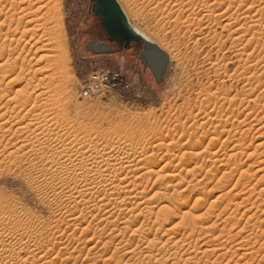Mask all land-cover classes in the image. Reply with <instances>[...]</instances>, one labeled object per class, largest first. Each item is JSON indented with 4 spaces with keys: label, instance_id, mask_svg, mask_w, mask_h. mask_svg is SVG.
<instances>
[{
    "label": "rangeland",
    "instance_id": "obj_1",
    "mask_svg": "<svg viewBox=\"0 0 264 264\" xmlns=\"http://www.w3.org/2000/svg\"><path fill=\"white\" fill-rule=\"evenodd\" d=\"M129 1L135 7L128 6L124 8L126 11L124 12L125 14L129 13L127 18L131 19L132 24L146 32L150 37L157 39L156 41L159 44L161 43L167 51L170 50L168 52L173 60L171 59L172 63L169 65L165 80L161 84H157L152 72L143 66L138 57L140 48L135 45L113 54H93L87 49L86 44L89 41L93 43L105 42L112 48H117V45L112 43L106 36L101 26L100 17L93 14V4L90 0H28L29 3H33H30L31 6L28 5L27 0H0V47L2 48L3 46L5 48V56L0 59V65L4 64L3 68H6L5 71L2 68L0 71H4L3 75H7L3 79L4 82L2 80V83H0V89L4 88L6 90V97L3 100L0 98V109L5 111L4 108H8L7 100L12 98L17 90L20 91L26 88V85L28 87L30 81L28 92L30 93L31 91L33 93L30 94L34 101L38 99L30 106V110L35 109L34 112H29V116H34L33 118L36 120L27 118L29 119L27 123L34 120V125L30 127L31 129L24 131L26 134L15 135L13 142H9L11 145L7 140L2 143L3 145H0V238H6L7 243L9 242V245L13 244L14 246L12 253L21 256L22 262L18 260L17 264L19 262V264H24L23 260L27 258L30 251V253H38L37 255L41 256L43 252L48 255V257L46 256L47 259L42 258L44 261L34 259L36 260L34 264H264V191L262 190L264 189V178L261 181L259 179H262L261 176L264 173H256L254 172L257 171L255 170L256 167H250L255 162H259L260 159H264V99H260L264 94V48L261 49L264 47V17H262L264 16V8H262L264 7V0H233L235 2H232L234 3L232 7L229 3L226 6V3L230 0H185L187 4L192 1L198 4L197 6L199 7L196 6L195 9L197 14L195 13L196 17H191L193 16V11L188 6L182 12L181 16L183 17L178 22L174 18L168 19L167 16L165 17L170 11V5H168V8L163 7L166 9V12H164L165 9L157 8L158 6L156 7L154 2L150 3V0H147L148 2L145 0ZM172 1L174 2L175 0ZM14 7L16 10L13 11ZM208 7H211L214 11L212 16L214 21L209 20V17L206 20V15H212L211 13L208 14ZM26 9L30 10L27 11ZM11 11L14 13H11ZM176 13L174 12V15ZM22 15L26 18H22ZM188 15L190 22L187 23V28L185 19ZM11 17L12 19H10ZM197 17L199 19L202 17L203 19L200 20L203 23ZM246 18H249L255 27ZM17 19L19 20L16 21ZM33 19L35 22H33ZM28 21L33 22V25L29 24L27 26L26 23ZM205 21H207V24ZM8 22L12 25H9ZM209 22L211 24L208 26ZM192 24L194 25L193 27ZM41 25L43 26L41 27ZM249 25L251 26L250 28L248 27ZM34 26L39 27V29L34 28ZM235 29L239 31H235ZM246 29L249 31H246ZM1 31L2 33L8 31L7 37L4 38L1 35ZM10 31L14 34L10 33L12 36L8 37ZM254 32L256 33L254 34ZM250 35H253V38ZM3 42L5 45H2L4 44ZM6 45L9 46L7 47ZM8 60H10L9 64L17 60V64L15 63V74L12 73L11 76H9L11 73H8L11 70L8 66ZM61 60L65 63L61 62V64ZM4 61L6 62L4 63ZM22 63H24L23 66ZM103 71L118 75L122 80V85L111 88L108 92H97L84 96V90L88 82L95 74ZM1 73L0 75L2 76ZM15 76H18L19 79H14V82L9 83L11 78ZM58 80L60 81L57 82ZM39 96L41 97L39 98ZM255 100L259 101L257 102L259 105L256 104ZM248 101L251 102L248 103ZM249 113L252 114L250 115ZM38 116L43 117L38 118ZM55 116L57 119L54 118ZM42 118L46 121L48 119V121L44 120V122ZM51 118L52 120H50ZM243 121L244 125L242 124ZM37 124L41 125L39 131L35 130ZM51 131L52 133L58 132V135L63 134V136L68 134L65 138H70V136L73 139L78 138L79 140L80 138L81 142L90 138V140H87L88 142L91 141L97 146L100 145L98 152H104V154L116 152L117 154H114L118 163L121 162L119 160L124 154L126 155L124 157H128V159L122 162H130L133 159L134 162H132L133 160L130 162L131 168L127 169L128 172L124 171L125 173H122L117 181L122 180L126 174L128 177L131 176L129 179L131 178L133 181L135 178V181L141 184V189L148 192V198L151 200L131 197L126 195L125 192L123 193V191H118L120 194L117 192L119 195L115 193L114 197L109 196L110 198H107L105 203L111 200V202H108L111 204L107 203V207L103 206L102 209L97 204H100L99 200L104 192L101 195L95 194L93 199L95 203L90 202L91 204L81 200L78 194V197L75 194L76 196L73 195L74 198L69 199L70 201L67 200L68 198L65 195L67 191L61 192L62 187L60 185L54 186L58 182L53 181L52 183V180L56 179L51 176L55 171H52V168L48 167L47 163H44V161L46 162V157L43 161V158H39L38 154L31 151V144L28 145V142H26L28 139H34L39 133H41L39 137L43 140L47 138L48 134H51ZM42 133L47 135L45 136ZM242 133L248 135L246 140L248 143L245 141V146L242 147L241 145L242 151L246 149L243 152L241 147L238 149L240 146L238 144L241 143L238 140ZM11 135L8 134L9 137L6 135V139L13 136ZM49 137L50 135L46 139V144L50 145L51 148L53 146V149L56 147L55 149L61 150L58 146L60 148L64 147L59 145L61 142ZM85 137L86 139L84 140L83 138ZM1 140L0 138V142ZM15 141L16 143H14ZM67 142L65 141L64 144H67ZM87 143L86 145H88ZM260 143L263 144L257 147ZM17 144L20 146L22 144L26 145L25 149L18 150L17 147L19 148L20 146ZM54 144L57 145L55 146ZM234 146L238 147L235 148ZM256 147L257 151H255ZM103 148L106 151H103ZM141 148L143 149L141 150ZM110 149L112 151H109ZM142 151H147L148 162L146 161V164L148 166H144L145 170L139 171L141 174L143 173V177H140L141 174L134 172V170L142 165L132 157L133 153ZM253 151H255V154L249 158L248 153ZM12 152L15 155H10ZM15 152L21 153L16 155ZM236 152L238 153L235 154ZM128 154H131V156L129 157ZM233 154L236 160L233 159ZM239 154L242 155L239 156ZM118 155H120L119 158ZM230 155L233 156L231 157ZM47 156L49 157L50 155L47 154ZM5 158L6 161H4ZM237 159H241V161ZM65 162L68 163L67 161ZM257 165L255 164V166ZM113 170L111 169V172ZM147 171H152V173L148 172L147 174ZM111 172L106 173V175H109H107L108 180L114 179ZM241 174L244 175L242 176ZM110 176L112 178H109ZM118 183L115 182V185ZM241 184L244 185L243 187L246 185V188H243ZM53 187L56 188L57 192ZM94 191L98 190L94 189ZM231 191L232 197H230ZM238 191L240 193L242 191L244 194H240ZM247 191L248 193L250 192L251 196L248 193L245 194ZM234 192L239 193L240 197L238 195L237 197L239 198L233 197ZM225 193H227V197H224ZM154 195L158 196L155 197ZM246 195L247 197L250 196L249 199ZM163 197L164 199H162ZM231 198H235L233 202ZM196 199L197 202L199 201L198 207L195 206ZM199 199H202V202ZM64 200L66 203H64ZM241 200L247 202L242 205ZM78 201L80 204H78ZM237 203L240 206L236 205ZM227 204L233 205L230 207ZM89 205H93V207L91 208ZM144 206L147 208H144ZM161 207H163L162 210H165L162 211ZM209 208L212 209L210 210ZM125 212L127 213L126 216L124 215ZM65 213L67 216L63 215ZM240 215L241 217H239ZM128 216L132 217V219ZM228 216L229 219L233 220H229ZM62 217L65 218L63 219ZM148 218L149 223L146 220ZM62 219L63 221H61ZM68 222L70 225H67ZM222 224L224 227H222ZM124 227L127 228L124 229ZM158 227L159 229H157ZM230 227L231 233L229 232ZM248 227L251 228L249 229ZM33 229H35V233L30 234ZM165 232L167 233L165 234ZM101 233L104 234L103 240H100L99 235ZM23 248L25 251L21 250ZM212 249L213 252L217 251L214 254L215 257L212 256ZM204 250H206V253H203ZM7 256L9 258V254ZM30 261L26 262V264H30ZM4 263L5 261H0V264Z\"/></svg>",
    "mask_w": 264,
    "mask_h": 264
},
{
    "label": "bare ground",
    "instance_id": "obj_2",
    "mask_svg": "<svg viewBox=\"0 0 264 264\" xmlns=\"http://www.w3.org/2000/svg\"><path fill=\"white\" fill-rule=\"evenodd\" d=\"M16 1V0H15ZM31 1V0H30ZM45 1V0H44ZM118 1V3L120 4V6H121V8H122V10H123V12L125 11L124 10V8H126V7H128V6H131V7H135L134 6V4H132L129 0H117ZM145 1H147V0H145ZM172 1V0H171ZM170 0H150V3L151 2H154L155 4H156V7L157 8H159V9H161V8H163V7H165V8H168L169 6L168 5H170L171 7H170V11L165 15V17L167 16V18L168 19H170V18H174L175 19V21H179L180 19H182V17L183 16H181L183 13L182 12H184L185 11V9L189 6L190 8L189 9H191V11H193L192 12V14H193V16H191V17H194L196 14H197V10H196V12H195V9H196V6L198 5V4H195L194 3V1H192V2H188V4H187V2L185 1V0H175L173 3L171 2ZM221 1V0H220ZM223 1H225V0H223ZM222 1V2H223ZM256 1V0H255ZM254 1V2H255ZM19 2H22V1H19ZM27 2H28V0H27ZM36 2H38V1H36ZM49 2V1H48ZM148 2V1H147ZM219 2V1H218ZM227 2V1H226ZM225 2V3H226ZM232 2H235V1H233V0H230V1H228L227 3H226V6H227V4L229 3V5L232 7V5L234 6V3H232ZM11 3H13V2H11ZM29 3V2H28ZM31 3V2H30ZM30 3L28 4V5H30ZM221 3V2H220ZM219 3V4H220ZM21 4V3H20ZM31 4H33V3H31ZM153 4V3H152ZM154 4V5H155ZM208 4V3H207ZM215 4H216V1H215ZM218 4V6H220ZM241 4H243V3H241ZM254 4H256V3H254ZM260 4H261V2H260ZM14 6H15V4H13ZM17 5H18V3H17ZM214 5V4H213ZM228 5V6H229ZM264 5V4H263ZM11 6V5H10ZM31 6V5H30ZM44 6H45V4H44ZM47 6V5H46ZM150 6H151V4H150ZM211 6V5H210ZM224 6V5H223ZM239 7H240V5H238ZM252 6H254L253 4H252ZM16 7V6H15ZM15 7L13 8V11L14 10H16L15 9ZM26 7V6H25ZM39 7V6H38ZM48 7V6H47ZM197 7H199V6H197ZM17 8V7H16ZM44 8V7H43ZM165 8H163V9H165ZM209 8V7H208ZM214 8V7H213ZM222 8V7H221ZM221 8H220V10H221ZM227 8V7H226ZM238 8V7H237ZM262 8H264V7H262ZM18 9V8H17ZM41 9V8H40ZM135 9V8H134ZM134 9H133V11H134ZM156 9V8H155ZM159 9H158V11H159ZM203 9H204V7H203ZM217 9H219V8H217ZM216 9V10H217ZM261 9V8H260ZM27 10V9H26ZM28 10H30V9H28ZM27 10V11H28ZM34 10V9H33ZM46 10V9H45ZM48 10H49V8H48ZM132 10V9H131ZM200 10V9H199ZM198 10V11H199ZM13 11H11V13H14ZM39 11V10H38ZM176 13V15H174V12ZM246 11H247V8H246ZM248 11H249V8H248ZM15 12H17V11H15ZM23 12V11H22ZM21 12V13H22ZM25 12V11H24ZM33 12V11H32ZM35 12V11H34ZM45 13H46V11H44ZM48 12V11H47ZM50 12V11H49ZM126 12V11H125ZM124 12V13H125ZM164 12H166V9H165V11ZM207 12H208V14H212V15H206L207 17V19L206 20H208V17H209V20H213V13H214V11L211 9V7L207 10ZM31 13V12H30ZM196 13V14H195ZM220 13V12H219ZM228 13V12H227ZM238 13V12H237ZM259 13H261V12H259ZM8 14V13H7ZM23 14V13H22ZM37 14V13H36ZM127 14H129L128 12H127ZM127 14H125L126 15V17H127ZM200 14V13H199ZM204 14V13H203ZM235 14V13H234ZM256 14V13H255ZM6 15V14H5ZM11 15V14H10ZM20 15V14H19ZM25 15V14H24ZM24 15H22V18H24ZM163 15H164V13H163ZM217 15V14H216ZM239 15V14H238ZM261 15H262V13H261ZM13 16V15H12ZM46 16V15H45ZM130 16L132 17V15L130 14ZM134 16V15H133ZM161 16V15H160ZM187 16V15H186ZM202 16V15H201ZM215 16V15H214ZM260 16V15H259ZM8 17H9V15H8ZM19 17V16H18ZM17 17V18H18ZM40 18H41V16H39ZM47 17V16H46ZM196 17V16H195ZM199 17V16H198ZM197 17V18H198ZM256 17V16H255ZM261 17V16H260ZM262 17H264V16H262ZM20 18V17H19ZM26 18V17H25ZM24 18V19H25ZM244 18V17H243ZM5 19V18H4ZM10 19H12V17L10 18ZM23 19V20H24ZM35 19V18H34ZM34 19H33V22H35L34 21ZM38 19V18H37ZM48 19V18H47ZM128 19V21H129V23L131 24V26L138 32V33H140V34H142L144 37H146L147 39H149V40H151V41H153L154 43H156V44H158L168 55H169V52L168 51H170V50H166V48H164V46L160 43L159 44V42H157L153 37H150L146 32H144V31H142V30H140V28L138 29L136 26H134L133 24H132V22H131V19H129V18H127ZM193 19V18H192ZM200 19H203L202 17L200 18ZM199 18H198V20H200ZM219 19V18H218ZM225 19V18H224ZM227 19V18H226ZM240 19V18H239ZM242 19V18H241ZM247 19V18H246ZM246 19H244V20H246ZM249 19V18H248ZM248 19H247V21H248ZM261 19V18H260ZM19 19H17L16 21H18ZM21 20V19H20ZM31 21H32V19H30ZM172 20V19H171ZM186 21H185V23H186V26H187V28H188V22H190V17H189V15H188V17L185 19ZM189 20V21H188ZM197 20V21H198ZM255 20V19H254ZM11 21V20H10ZM22 21V20H21ZM39 21V20H38ZM201 21V20H200ZM214 21V20H213ZM249 21H251L250 19H249ZM23 22V21H22ZM26 22V21H25ZM30 21H28L27 23H26V25L27 26H29V24L31 25L32 23L30 22ZM184 22V21H183ZM202 22V21H201ZM206 22V24H207V21H205ZM211 22V21H210ZM208 23V26H209V24H211V23ZM244 22H246V21H244ZM252 22V21H251ZM255 22V24H256V20L254 21ZM260 22H261V20H260ZM260 22H259V24H260ZM4 23V22H3ZM15 23V22H14ZM17 23V22H16ZM44 23V22H43ZM45 23H47V22H45ZM134 23V22H133ZM195 23V22H194ZM193 23V24H194ZM203 23V22H202ZM216 23V22H215ZM247 23V22H246ZM253 23V22H252ZM8 24H9V22H8ZM23 24V23H22ZM37 24V23H36ZM192 24V27L194 26ZM200 24V23H199ZM198 24V25H199ZM217 24V23H216ZM244 24V23H243ZM258 24V26L260 27V25ZM6 25V24H5ZM9 25H12L11 23L9 24ZM33 25V24H32ZM39 25V24H38ZM37 25V26H38ZM136 25V24H135ZM191 25V24H190ZM253 25H254V23H253ZM3 26V25H2ZM26 26V27H27ZM36 26V25H35ZM34 26V28H37V29H39V27H35ZM40 26V25H39ZM43 25H41V27H42ZM45 26V25H44ZM185 26V27H186ZM196 26V25H195ZM200 26V25H199ZM205 26H207V25H205ZM217 26V25H216ZM229 26V25H228ZM242 26V25H241ZM257 26V27H258ZM18 27H19V25H18ZM192 27H190V28H192ZM204 27V26H203ZM226 27H227V25H226ZM247 27V26H246ZM249 28L251 27L250 25L248 26ZM247 27V28H248ZM254 27H255V25H254ZM7 28V27H6ZM9 28H10V26H9ZM32 28V27H31ZM30 28V29H31ZM33 28V29H34ZM45 28V27H44ZM48 28V27H47ZM224 28V27H223ZM240 28V27H239ZM201 29V28H200ZM243 29H244V27H243ZM0 30H1V28H0ZM8 30V29H7ZM44 30V29H43ZM48 30V29H47ZM238 30V29H237ZM236 29H235V31H237ZM245 30V29H244ZM248 29H246V31H247ZM263 30V29H262ZM15 31V30H14ZM13 31V32H14ZM30 31V30H29ZM35 31H38V30H35ZM239 31V30H238ZM249 31V30H248ZM16 32V31H15ZM18 32V31H17ZM32 32H33V30H32ZM48 32V31H47ZM1 33H2V31H1ZM11 33V31L9 32V36L8 37H11L12 35L10 34ZM50 33V32H49ZM256 32H254V34H255ZM260 33V32H259ZM6 34H8V31H6V32H3L1 35L2 36H4V38L5 37H7V35ZM35 34V33H34ZM34 34H33V36H34ZM240 34V33H239ZM251 34V33H250ZM6 35V36H5ZM11 35V36H10ZM25 35V34H24ZM51 35V34H50ZM244 35V34H243ZM43 36V35H42ZM41 36V37H42ZM107 36V35H106ZM250 36H252V38H253V35H250ZM1 37V36H0ZM237 37V36H236ZM241 37V36H240ZM239 37V38H240ZM261 37V36H260ZM14 38V37H13ZM19 38V37H18ZM31 38H32V36H31ZM40 38V37H39ZM42 38H44V37H42ZM52 38V37H51ZM50 38V39H51ZM256 38V37H255ZM1 39V38H0ZM7 39V38H6ZM5 39V40H6ZM22 39V38H21ZM34 39V38H33ZM48 39V38H47ZM244 39V38H243ZM251 39V38H250ZM44 40V39H43ZM212 40V39H211ZM216 40V39H215ZM223 40V39H222ZM254 40V39H253ZM261 40V39H260ZM12 41V40H11ZM16 41V40H15ZM31 41V40H30ZM29 41V42H30ZM37 41V40H36ZM224 41V40H223ZM248 41H249V39H248ZM252 41V40H251ZM5 42V41H4ZM3 42V43H4ZM39 42V41H38ZM54 42V41H53ZM250 42V41H249ZM256 42V41H255ZM6 43V42H5ZM5 43L4 44H2V45H5ZM18 43V42H17ZM34 43V42H33ZM36 43V42H35ZM236 43V42H235ZM247 43V42H246ZM29 44V43H28ZM260 44V43H259ZM32 45H34V44H32ZM251 45V44H250ZM256 45V44H255ZM7 46V45H6ZM5 46V47H6ZM9 46V45H8ZM7 46V47H8ZM260 46V45H259ZM17 47V46H16ZM167 47V46H166ZM177 47V46H176ZM257 47V46H256ZM256 47H255V49H256ZM1 48V47H0ZM43 48V47H42ZM41 48V49H42ZM248 48H249V46H248ZM264 47H262L261 49H263ZM38 49V48H37ZM47 49V48H46ZM54 49V48H53ZM260 49V50H261ZM24 50V49H23ZM259 50V49H258ZM11 51V50H10ZM40 51V50H39ZM17 52V51H16ZM173 52V51H172ZM37 53V52H36ZM47 53V52H46ZM238 53V52H237ZM260 53V52H259ZM10 54V53H9ZM8 54V55H9ZM21 54H22V52H21ZM253 54V53H252ZM14 55V54H13ZM248 55V54H247ZM4 56H5V48H3V46H2V48L0 49V59L1 58H4ZM10 56H11V54H10ZM9 56V57H10ZM18 56V55H17ZM180 56V55H179ZM178 56V57H179ZM252 56V55H251ZM18 58V57H17ZM16 58V59H17ZM169 58H170V64L172 63V57L169 55ZM10 59V58H9ZM14 59H15V57H14ZM24 59H25V56H24ZM172 59V60H171ZM178 59V58H177ZM246 59V58H245ZM31 60V59H30ZM179 60V59H178ZM10 60H8V66H9V68L11 69L8 73H11L9 76H11L12 75V73H14L15 72V63L17 64V60H16V62L14 61V63H11V64H9L10 62H9ZM57 61H59V60H57ZM248 61V60H247ZM6 61H4V63H5ZM12 62V61H11ZM23 62V61H22ZM62 62V60L60 61V63ZM64 62V61H63ZM62 62V63H63ZM178 62V61H177ZM263 62V61H262ZM61 63V64H62ZM65 63V62H64ZM241 63V62H240ZM248 63H249V61H248ZM2 64V63H1ZM7 64V63H6ZM23 64L24 63H22V66H23ZM61 64H58L59 66L61 65ZM246 65V64H245ZM3 66H4V64L3 65H0V70H4L5 71V69L3 68ZM19 66H21V65H19ZM58 66V67H59ZM62 66V65H61ZM63 66H64V64H63ZM262 66V65H261ZM5 67H7V66H5ZM248 67V66H247ZM254 67H255V65H254ZM2 68V69H1ZM25 68V67H24ZM62 68V67H61ZM246 68V67H245ZM55 69V68H54ZM57 69H59V68H57ZM249 69V68H248ZM252 69V68H251ZM259 69V68H258ZM261 69V68H260ZM17 70V69H16ZM22 70V69H21ZM2 72V71H0V73L2 74V76L0 77V83H2V80L3 79H5L6 77H7V75L5 76V74L3 75V73H5V72ZM7 71V70H6ZM59 71V70H58ZM263 71H264V69H263ZM7 73V74H8ZM23 73L25 74V72L23 71ZM36 73V72H35ZM54 73V72H53ZM61 73V72H60ZM15 74V73H14ZM19 74V73H18ZM21 74H22V72H21ZM247 74V73H246ZM50 75V74H49ZM56 75V74H55ZM60 75H62V74H60ZM59 75V76H60ZM64 76H66L65 74H63ZM253 75V74H252ZM21 76V75H20ZM19 76V77H20ZM63 76V77H64ZM17 77V78H16ZM25 77V76H24ZM27 77H28V75H27ZM48 77H51V76H48ZM47 77V78H48ZM53 77H55L54 75H53ZM52 77V78H53ZM61 77V76H60ZM60 77H58V78H60ZM258 77V76H257ZM68 78V77H67ZM14 79H19L18 78V76H15V77H13V78H11V80L9 81V83L10 82H14L15 80ZM25 79V78H24ZM30 79V78H29ZM31 79H32V77H31ZM49 79V78H48ZM62 79V78H61ZM249 79V78H248ZM23 80V79H22ZM26 80V79H25ZM51 80H55V79H51ZM66 80V79H65ZM18 81V80H17ZM30 81V80H29ZM34 81V80H33ZM60 80H58L57 82H59ZM63 81V80H62ZM69 81V80H68ZM262 81V80H261ZM3 82H4V80H3ZM26 82H28V81H26ZM31 82V81H30ZM30 82H29V84H28V87H27V85H26V88H23V89H21L20 91H16L15 92V95H13L12 96V98H9L8 100H7V102H6V104H7V107L8 108H4V110L5 111H3V110H1L0 112H2L1 113V117H0V121H2L1 123H0V138L2 139L1 140V142H0V145L5 141V140H7V142L9 143V142H11L12 140H13V137L16 135L17 136V134H20V135H22V134H26V132L24 133V131H28V129L30 128V127H32V125H34L33 124V121L34 120H31V121H29L28 123H27V120H29L30 118H33L34 116H29V112H31V111H33L34 112V110L32 109V110H30L31 108H30V106L31 105H33L32 103L33 102H36L37 100H35L34 101V99H33V97H32V95L30 94V93H32L31 91H30V93L28 92V90L30 89ZM43 82V81H42ZM26 84V83H25ZM55 84V83H54ZM1 85V84H0ZM3 85V84H2ZM45 85V84H44ZM54 86V85H53ZM59 86V85H58ZM58 86H57V88H58ZM253 86H255V85H253ZM55 87V86H54ZM249 87V86H248ZM261 87V86H260ZM33 88H35V87H33ZM38 88V87H37ZM37 90V89H36ZM6 90L4 89V88H2V89H0V94H1V97L0 98H2V100H3V98H5L6 97V92H5ZM245 91H246V89H245ZM56 92V91H55ZM247 92V91H246ZM250 92V91H249ZM42 93V92H41ZM46 93V92H45ZM58 93V92H57ZM33 94V93H32ZM248 94V93H247ZM246 94V95H247ZM254 95V94H253ZM262 95V94H261ZM258 96V95H257ZM35 97V96H34ZM41 96H39V98H40ZM248 97V96H247ZM251 97V96H250ZM255 97V96H254ZM259 97H261V96H259ZM36 98V97H35ZM262 98L264 99V94H263V96L260 98L261 100H262ZM56 99V98H55ZM58 99V98H57ZM257 99H259V98H257ZM63 100H65V99H63ZM245 100V99H244ZM250 100V99H249ZM1 101V100H0ZM53 101V100H52ZM256 101V100H255ZM255 101H253L254 103H255ZM264 101V100H263ZM13 102V103H12ZM241 102V101H240ZM249 102H251V101H248V103ZM257 102H259V101H256V104H257ZM1 103V102H0ZM52 103V102H51ZM264 103V102H263ZM9 104H11V105H9ZM56 104V103H55ZM260 104H261V102H260ZM9 105V106H8ZM36 105V104H35ZM34 105V106H35ZM53 105V104H52ZM51 105V106H52ZM57 105H59V104H57ZM255 105V104H254ZM257 105H259V104H257ZM262 105V104H261ZM40 106V105H39ZM245 106V105H244ZM263 106H264V104H263ZM4 107H5V105H4ZM59 107H61V106H59ZM58 107V108H59ZM65 107V106H64ZM2 108H3V106H2ZM32 108H33V106H32ZM35 108V107H34ZM36 108H38V107H36ZM53 109V108H52ZM51 109V110H52ZM62 109V108H61ZM65 109V108H64ZM261 109H262V107H261ZM38 110V109H37ZM57 110V109H56ZM67 110V109H66ZM57 111H59V110H57ZM62 111V110H61ZM238 111V110H237ZM251 111H253L252 109H251ZM45 112V111H44ZM56 112V111H55ZM65 112V111H64ZM9 113H11L10 114V116H8V114ZM14 113V114H13ZM60 113V112H59ZM241 113V112H240ZM23 114V115H22ZM250 114V113H249ZM252 114V113H251ZM250 114V115H251ZM254 114H256V113H254ZM36 115V114H35ZM47 115V114H46ZM53 115V114H52ZM62 115H63V113H62ZM234 115V114H233ZM236 116V115H235ZM29 117V119H27ZM41 118V117H43V116H38V118ZM48 117V116H47ZM46 117V118H47ZM53 117V116H52ZM249 117V116H248ZM255 117V116H254ZM259 117V116H258ZM37 118V117H36ZM45 118V117H44ZM54 118H56V116L54 117ZM250 118V117H249ZM255 118H257V117H255ZM263 118V117H262ZM33 119H35V118H33ZM57 119V118H56ZM65 119V118H64ZM212 119V118H211ZM247 119V118H246ZM245 119V120H246ZM253 119V118H252ZM251 119V120H252ZM36 120V119H35ZM38 120V119H37ZM42 120L44 121L45 119H43L42 118ZM50 120H52V118L50 119ZM50 120H49V122H50ZM262 120V119H261ZM263 120H264V118H263ZM39 121H40V119H39ZM46 121V120H45ZM44 121V122H45ZM47 121H48V119H47ZM46 121V122H47ZM53 122V121H52ZM51 122V123H52ZM250 122V121H249ZM248 122V123H249ZM252 122V121H251ZM261 122V121H260ZM22 123V124H21ZM37 123V122H36ZM41 123V122H40ZM60 123V122H59ZM228 123V122H227ZM42 124V123H41ZM45 124V123H44ZM243 125H244V121H243V123H242ZM254 124V123H253ZM43 125V124H42ZM56 125V124H55ZM67 125V124H66ZM37 127L35 128V130H37V131H39V127L41 126H39L38 124L36 125ZM43 126H45V125H43ZM57 126V125H56ZM233 126V125H232ZM264 126V125H263ZM51 127V126H50ZM50 127H49V129H50ZM251 127V126H250ZM253 127V126H252ZM41 128V127H40ZM262 128V127H261ZM31 129V128H30ZM29 129V130H30ZM41 130H43V129H41ZM40 130V131H41ZM47 131H49L48 129H46ZM51 130V129H50ZM222 130H224V129H222ZM236 130V129H235ZM234 130V131H235ZM244 130V129H243ZM253 130V129H252ZM229 131V130H228ZM34 132V131H33ZM43 132V131H42ZM54 132V131H53ZM59 132H60V130H59ZM70 132V131H69ZM79 132V131H78ZM243 132V131H242ZM257 132V131H256ZM22 133V134H21ZM36 133V132H35ZM47 133V132H46ZM58 133V132H57ZM57 133H52V131H51V134H48V136L50 135V137H52V139L53 140H55V141H59V142H61V144H59V145H61V146H64L63 148L61 147H59L58 146V148L59 149H61V150H57V149H53V146H52V148H51V146L50 145H48V144H46L47 142H46V139H48V136H47V138H45V139H41V137H39V135H41V133H39L38 135H34L35 137H38V138H35L34 137V139L32 138V139H26L25 141L26 142H28V145L29 144H31L30 145V147L32 148V152H34V153H36V154H38L39 155V158H43V161H44V159H45V157H46V162L44 161V163H47V165H48V167H50V168H52V171H55V172H53L52 173V175L51 176H53V177H55L54 179L55 180H52V183H53V181H56V182H58L57 183V185H54V186H58V185H60L62 188V190H61V192L62 191H67V194H65L66 195V197L68 198L67 200H69V199H72V198H74V196L73 195H79V198L81 199V200H83L84 202H92V203H95V202H93V199H94V196H95V194H99V195H101L102 194V192H104L103 193V196H101V199L99 200V202H100V204H97V206H99V208L101 207V209H102V207L103 206H106V205H108V204H111V203H108V202H111V200H109L108 202H106L105 203V201L107 200V198L109 199L110 197L109 196H111V197H114V195H116L117 194V192L118 191H123V193L125 192L126 193V195H129V196H134V197H137L138 199H145V198H147V200L149 199L148 198V192L146 191V190H144V189H141V187H140V183L138 182L137 183V181H135L136 179L134 178V181L131 179H129V177H131V176H127V174H126V176H122L121 178H122V180H120V181H117V179L122 175V173H125V172H128L127 171V169L129 168H131V166L132 165H130V162L133 160H131L130 162H125V161H127V159H128V157H124V156H126L125 154H124V156L122 157L121 156V160H119V161H121V162H119V163H121V164H119L118 163V161H117V157H116V155L114 154V153H116V152H112V153H109V152H107V153H105L104 154V152H98L99 150V146H97L95 143L93 144L91 141L90 142H88L87 140H90V138L89 139H86V137L85 138H83L84 140L86 139V141H80V138H79V140H78V138L77 139H73V138H71V136H70V138L72 139H70L69 137L68 138H65V137H67L68 136V134H67V136H63V134L62 135H58ZM229 133H230V131H229ZM246 133V132H245ZM8 134H12L11 136L12 137H10V138H8L9 136H8ZM42 134H44L45 135V133H42ZM70 134V133H69ZM236 134H238V133H236ZM240 134V133H239ZM6 135L8 136L7 138L8 139H6ZM47 135V134H46ZM45 135V136H46ZM66 135V134H65ZM262 135H263V133H262ZM19 136V135H18ZM72 136H74V135H72ZM49 137V138H50ZM76 137V136H75ZM74 137V138H75ZM235 137V136H234ZM262 137V136H261ZM17 138V137H16ZM233 138V137H232ZM247 138H248V135L247 134H244V133H242L241 135H240V141L238 140V142H241L240 144H238V145H240L239 147H238V149L241 147V145H242V147L243 146H245V141L247 140ZM254 138V137H253ZM257 138V137H256ZM258 138H260V137H258ZM82 139V140H83ZM236 139V138H235ZM262 139V138H261ZM17 140H18V138H17ZM52 140V141H53ZM230 140H231V138H230ZM23 141H24V139H23ZM49 141V140H48ZM65 141L67 142V144H64L65 143ZM216 141V140H215ZM235 141V140H234ZM259 141V140H258ZM13 142V141H12ZM21 142H22V139H21ZM88 142V143H87ZM223 142V141H222ZM237 142V141H236ZM247 142V141H246ZM14 143H16V141L14 142ZM18 143V142H17ZM50 143V142H49ZM86 143L88 144V145H86ZM212 143V142H211ZM248 143V142H247ZM7 144V143H6ZM10 144V143H9ZM21 144V143H20ZM63 144V145H62ZM107 144V143H106ZM237 144V143H236ZM244 144V145H243ZM263 144V143H262ZM261 143L260 144H258L257 145V147L259 146H261L262 145ZM3 145V144H2ZM11 145V144H10ZM17 145H19V144H17ZM23 145V146H22ZM19 148L17 147V149L18 150H20L21 151V149L23 148V150L25 149V146L27 145V143H26V145H24V144H22ZM45 145V146H44ZM53 145V144H52ZM55 145V144H54ZM57 145V144H56ZM55 145V146H56ZM108 145V144H107ZM115 145V144H114ZM229 145V144H228ZM234 145V144H233ZM249 146H250V144H248ZM8 146V145H7ZM106 146V145H105ZM110 146V145H109ZM214 146V145H213ZM222 146V145H221ZM248 146V147H249ZM12 147V146H11ZM104 147V146H103ZM125 147V146H124ZM167 147V146H166ZM235 147V146H234ZM237 147H235V148H237ZM241 147V151H242V148ZM248 147H246V148H248ZM257 147L255 148V151H257ZM6 148V147H5ZM108 148H110V147H108ZM126 148V147H125ZM8 149H9V147H8ZM7 149V150H8ZM12 149V148H11ZM101 149V148H100ZM114 149H115V147H114ZM128 149V148H127ZM143 148H141V150H142ZM219 149V148H218ZM238 149H237V151H238ZM249 149V148H248ZM247 149V150H248ZM4 150V149H3ZM22 150V151H23ZM85 150H86V152H85ZM105 149L103 148V151H104ZM108 150V149H107ZM112 150H113V148H112ZM111 149L109 150V151H112ZM144 150H146V149H144ZM168 150V149H167ZM235 150V149H234ZM244 150H246V149H244ZM243 150V151H244ZM6 151V150H5ZM31 151H29V152H31ZM106 151V150H105ZM240 151V150H239ZM242 151V152H243ZM255 151H253L252 153H248V156H249V158H250V156H252V155H254L255 154ZM17 152V151H16ZM15 152V153H16ZM121 152V151H120ZM147 152V151H146ZM146 152H139V153H137V152H135V153H133V152H131V153H133V157L132 158H134V159H136L137 161H138V163H140V165H142L141 167H138V169L136 170H134V172H136V173H138L139 171H141L142 169H144V166H146L147 164H146V161L148 160V156H146ZM264 152V151H263ZM1 153V152H0ZM19 153H21V152H19ZM19 153H16V155L17 154H19ZM130 153V152H129ZM238 152H236L235 154H237ZM239 153H241V152H239ZM261 153V152H260ZM12 154H14V152H12L10 155H12ZM47 154H49L50 156L48 157L47 156ZM117 154V153H116ZM119 154V153H118ZM127 154V153H126ZM15 155V154H14ZM120 155H123V154H120ZM120 155H118V158H119V156ZM148 155V154H147ZM214 155V154H213ZM234 155V154H233ZM233 155H230L231 157L233 156ZM240 155H242V154H239V156ZM7 156L9 157V155L7 154ZM128 156L130 157L131 156V154H128ZM229 156V157H230ZM237 156V155H236ZM262 156H263V154H262ZM1 157V156H0ZM5 157V156H4ZM3 157V158H4ZM11 157V156H10ZM238 158V157H237ZM17 159V158H16ZM233 159H235V155H234V158ZM1 160V159H0ZM15 160V159H14ZM123 160H125L124 162H122ZM151 160V159H150ZM236 160V159H235ZM238 161L240 160L241 161V159H237ZM4 161H6V158H5V160ZM24 161V160H23ZM65 161H67L68 163H66ZM117 161V162H116ZM137 161H136V163H137ZM203 161V160H202ZM2 162V161H1ZM132 162H134V160L132 161ZM148 162V161H147ZM209 162V161H208ZM43 163V162H42ZM124 164H126V165H124ZM236 164H238V163H236ZM255 164L257 165V166H255ZM35 165V164H34ZM44 165V164H43ZM134 165H135V163H134ZM234 165H235V163H234ZM239 165V164H238ZM252 165V164H251ZM254 165V166H253ZM252 166H250V167H256V169L255 170H257V171H254V172H256V173H261V174H263L264 173V159H260L259 160V162L257 161V162H255L254 164H253ZM41 166V165H40ZM39 166V167H40ZM136 166V165H135ZM148 166V165H147ZM201 166V165H200ZM204 166V165H203ZM1 167V166H0ZM117 167V168H116ZM41 169H42V167H40ZM45 168H47L46 166H45ZM49 168V169H50ZM238 168V167H237ZM54 169V170H53ZM111 169H114L112 172H111ZM147 169V168H146ZM37 170H40V169H37ZM51 170V169H50ZM50 170H48V171H50ZM145 170V169H144ZM236 170V169H235ZM249 170H251V168H249ZM253 170V169H252ZM125 171V172H124ZM112 173L113 174V178L114 179H107V175H106V173ZM134 172H133V174H134ZM148 172H150V173H152V171H147V174H148ZM234 172V171H233ZM244 172H246V171H244ZM243 172V173H244ZM248 173H250L249 171H247ZM46 173V172H45ZM55 173V174H54ZM140 173V172H139ZM256 173H254V174H256ZM54 174V175H53ZM131 174H132V172H131ZM141 174V173H140ZM144 174H146V173H144ZM229 174V173H228ZM227 174V175H228ZM245 174V173H244ZM244 174H241L242 176L244 175ZM111 175V174H110ZM137 175V174H136ZM234 175V174H233ZM249 175V174H248ZM252 175V174H251ZM109 176V175H108ZM146 176V175H145ZM223 176V175H222ZM229 176H231V175H229ZM140 177H143V173L140 175ZM228 177V176H227ZM262 177V179L261 178H259L260 179V181L261 180H263V178H264V175H262L261 176ZM52 178V177H51ZM109 178H112L111 176L109 177ZM137 178H139V177H137ZM53 179V178H52ZM141 179V178H140ZM227 179V178H226ZM36 180V179H35ZM116 180V181H115ZM149 180V179H148ZM232 180V179H231ZM238 181V180H237ZM259 181V182H260ZM40 182V181H39ZM55 182V183H56ZM115 182H119L118 184H116L115 185ZM239 182V181H238ZM36 184H37V182H36ZM147 184V183H146ZM244 184V183H243ZM246 184V183H245ZM228 185V184H227ZM239 185V184H238ZM242 185V184H241ZM247 185V184H246ZM246 185H245V187H243L244 185H242V187L243 188H246ZM91 186L93 187L92 189H91ZM235 186V185H234ZM255 186V185H254ZM253 186V187H254ZM249 187V186H248ZM256 187V186H255ZM54 188V187H53ZM59 188V187H58ZM242 188V189H243ZM56 188H54V190H55ZM94 189H96V190H98V191H94L93 192V190ZM232 189V188H231ZM248 189H250V188H248ZM252 189V188H251ZM253 189H255V188H253ZM59 190V189H58ZM229 190V189H228ZM263 191H264V189H262ZM261 190V191H262ZM56 191V190H55ZM168 191V190H167ZM237 191V190H236ZM252 191V190H251ZM57 192V191H56ZM60 192V193H61ZM183 192V191H182ZM185 192V191H184ZM211 192V191H210ZM239 192V191H238ZM59 193V194H60ZM74 193V194H73ZM116 193V194H115ZM119 194H120V192H118ZM122 193V192H121ZM231 193H232V191L230 192V195H231ZM235 193V192H234ZM240 193V192H239ZM238 193V194H239ZM241 193H242V191H241ZM240 193V194H241ZM248 193V191L245 193V194H247ZM250 193V192H249ZM248 193V195H250ZM57 194V193H56ZM58 194V195H59ZM61 194H63V193H61ZM119 194H117V195H119ZM237 193H235L234 195H233V197L235 196L236 198H239L240 196L238 195ZM242 194H244V193H242ZM75 195V196H76ZM78 195H77V197H78ZM162 195V194H161ZM165 195V194H164ZM167 195V194H166ZM224 195V194H223ZM237 195L239 196V197H237ZM61 196V195H60ZM155 197L156 196H158V195H154ZM229 196V195H228ZM245 196V195H244ZM251 196V195H250ZM250 196H248L247 197V195H246V197L249 199V197ZM56 197H59V196H56ZM64 197V196H63ZM98 197V196H97ZM131 197H130V199H131ZM154 197V198H155ZM224 197H227V193H225V196ZM230 197H232V195L230 196ZM61 198H62V196H61ZM60 198V199H61ZM128 198V197H127ZM153 198V199H154ZM160 198V197H159ZM169 198V197H168ZM167 198V200L169 201V202H171V200H169ZM185 198V197H184ZM222 198H223V196H222ZM229 198V197H228ZM66 199V198H65ZM96 199H98V198H96ZM129 199V198H128ZM161 199V198H160ZM162 199H164V197L162 198ZM220 199H221V197H220ZM232 199V198H231ZM235 199V198H234ZM234 199H232V202H233V200ZM245 199V198H244ZM243 199V200H244ZM62 200V199H61ZM92 200V201H91ZM116 200V199H115ZM149 200H151V199H149ZM166 200V199H165ZM166 200V201H167ZM200 200V199H199ZM202 200V199H201ZM200 200V201H201ZM247 200V199H246ZM65 201V200H64ZM70 201V200H69ZM68 201V202H69ZM82 201V202H83ZM97 201V200H96ZM126 201V200H125ZM136 201V200H135ZM143 201V200H142ZM159 201H161V200H159ZM164 201V200H163ZM175 201V200H174ZM221 201V200H220ZM61 202V201H60ZM73 202V201H72ZM79 202V201H78ZM130 202V201H129ZM141 202V201H140ZM143 202H145V201H143ZM142 202V204H144ZM199 202V201H198ZM197 202V199H196V207H198L197 206V204L199 205V203ZM202 202V201H201ZM200 202V203H201ZM213 202H215V201H213ZM231 202V201H230ZM231 202V203H232ZM239 202V201H238ZM241 204L242 205H244V203H246L247 201H245V202H243L242 200H241ZM64 203H66V201L64 202ZM63 203V204H64ZM74 203V202H73ZM76 203V202H75ZM108 203V204H107ZM119 203V202H118ZM158 203V202H157ZM164 203H166V202H164ZM188 203V202H187ZM229 203V202H228ZM231 203H229V204H231ZM63 204H61V205H63ZM70 204V203H69ZM78 204H80V202L78 203ZM85 204V203H84ZM91 204V203H90ZM139 204V203H138ZM148 204H149V202H148ZM161 204V203H160ZM174 204V203H173ZM211 204H213V203H211ZM229 204H227V205H229ZM239 204H240V202H239ZM238 203L236 204V205H239ZM240 204V205H241ZM60 205V204H59ZM77 205V204H76ZM81 205H82V203H81ZM85 205H87V204H85ZM84 205V206H85ZM113 205V204H112ZM140 205V204H139ZM147 205V204H146ZM214 205V204H213ZM226 205V206H227ZM233 205V204H232ZM231 205V206H232ZM239 205V206H240ZM247 205V204H246ZM65 206V205H64ZM89 206H91V205H89ZM96 206V207H97ZM116 206V205H115ZM163 206V205H162ZM230 206V205H229ZM229 206H227V207H229ZM230 206V207H231ZM235 206V205H234ZM86 207V206H85ZM93 207V205L91 206V208ZM107 207V206H106ZM112 207V206H111ZM146 206H144V208H145ZM200 207V206H199ZM212 207V206H211ZM226 207V208H227ZM65 208V207H64ZM88 208V207H87ZM135 208V207H134ZM147 208V207H146ZM162 208L163 207H161V210H162ZM215 208V207H214ZM252 208V207H251ZM259 208V207H258ZM66 209V208H65ZM111 209V208H110ZM131 209V208H130ZM152 209V208H151ZM158 209H160V208H158ZM169 209V208H168ZM196 209V208H195ZM198 209V208H197ZM210 209V208H209ZM212 209V208H211ZM210 209V210H211ZM253 209V208H252ZM64 210V209H63ZM86 210V209H85ZM122 210V209H121ZM163 210H165V209H163ZM162 210V211H163ZM171 210V209H170ZM199 210V209H198ZM207 210V209H206ZM249 210H250V208H249ZM97 211V210H96ZM129 211V210H128ZM132 211V210H131ZM222 211V210H221ZM228 211V210H227ZM234 211V210H233ZM245 211V210H244ZM71 212V211H70ZM133 212V211H132ZM148 212H149V210H148ZM156 212H159V211H156ZM166 212V211H165ZM164 212V213H165ZM199 212V211H198ZM247 212V211H246ZM252 212V211H251ZM150 213V212H149ZM159 213H161V212H159ZM158 213V214H159ZM163 213V214H164ZM195 213V212H194ZM263 213H264V211H263ZM111 214V213H110ZM126 212H125V216H126ZM140 214H141V212H140ZM166 214V213H165ZM205 214V213H204ZM213 214V213H212ZM221 214V213H220ZM236 214V213H235ZM242 214V213H241ZM64 216L66 215V213L65 214H63ZM68 215H69V213H68ZM112 215V214H111ZM119 215V214H118ZM121 215V214H120ZM133 215V214H132ZM149 215V214H148ZM152 215V214H151ZM160 215V214H159ZM203 215V214H202ZM67 216V215H66ZM73 216V215H72ZM108 216V215H107ZM136 216V215H135ZM139 216V215H138ZM141 216H143V215H141ZM164 216H166V215H164ZM244 216V215H243ZM242 216V217H243ZM120 217V216H119ZM128 217H130V216H128ZM147 217V216H146ZM159 217H162V216H159ZM213 217V216H212ZM219 217V216H218ZM233 217V216H232ZM239 217H241V215L239 216ZM253 217V216H252ZM63 218V217H62ZM65 218V217H64ZM63 218V219H64ZM68 218V217H67ZM70 218V217H69ZM121 218V217H120ZM125 218V217H124ZM157 218H158V216H157ZM165 218V217H164ZM217 218V217H216ZM63 219L61 220V221H63ZM72 219H75V218H72ZM72 219H69V220H72ZM104 219V218H103ZM130 219H132V217H130ZM129 219V220H130ZM145 219V218H144ZM163 219V218H162ZM162 219H160V220H162ZM166 219V218H165ZM164 219V220H165ZM185 219V218H184ZM191 219V218H190ZM193 219V218H192ZM204 219H206V218H204ZM228 219H229V216H228ZM248 219H249V217H248ZM60 220V219H59ZM119 220V219H118ZM146 220H148L147 222L149 223V218L148 219H146ZM155 220V219H154ZM163 220V221H164ZM167 220V219H166ZM195 220V219H194ZM229 220H233V219H229ZM229 220H228V223H229ZM235 220H237L236 218H235ZM234 220V221H235ZM250 220V219H249ZM58 221V220H57ZM68 221V220H67ZM213 221V220H212ZM224 221V220H223ZM241 221V220H240ZM59 222V221H58ZM71 222V221H70ZM111 222V221H110ZM158 222V221H157ZM159 222H161V221H159ZM166 222V221H165ZM191 222V221H190ZM193 222H195V221H193ZM192 222V223H193ZM203 222V221H202ZM248 222V221H247ZM67 223V222H66ZM65 223V224H66ZM75 223V222H74ZM113 223V222H112ZM116 223V222H115ZM118 223V222H117ZM125 223H126V221H125ZM155 223V222H154ZM204 223V222H203ZM227 223V222H226ZM249 223H250V221H249ZM256 223V222H255ZM59 224H61V223H59ZM119 224H120V222H119ZM127 224V223H126ZM230 224H232V223H230ZM240 224H241V222H240ZM63 225H64V223H63ZM63 225H61V226H63ZM67 225H70L69 224V222H68V224ZM66 225V226H67ZM73 225V224H72ZM123 225H125V224H123ZM159 225V224H158ZM193 225V224H192ZM195 225V224H194ZM198 225H199V223H198ZM215 225H216V223H215ZM218 225V224H217ZM228 225V224H227ZM239 225V224H238ZM244 225V224H243ZM248 225V224H247ZM56 226V225H55ZM54 226V227H55ZM115 226V225H114ZM116 226H117V224H116ZM126 226V225H125ZM148 226V225H147ZM161 226V225H160ZM159 226V227H160ZM249 226V225H248ZM118 227V226H117ZM145 227V226H144ZM159 227L157 228V229H159ZM187 227V226H186ZM192 227V226H191ZM195 227V226H194ZM212 227H214V226H212ZM222 227H224L223 226V224H222ZM247 227V226H246ZM254 227V226H253ZM252 227V228H253ZM260 227V226H259ZM58 228V227H57ZM62 228V227H61ZM68 228V227H67ZM123 228V227H122ZM121 228V229H122ZM127 228V227H126ZM125 227H124V229H126ZM151 228V227H150ZM208 228V227H207ZM209 228H211V227H209ZM249 228V227H248ZM251 228V227H250ZM249 228V229H250ZM36 229V228H35ZM35 229H33V232H30V234H32V233H35L34 231H35ZM117 229V228H116ZM137 229V228H136ZM135 229V230H136ZM139 229V228H138ZM141 229V228H140ZM201 229V228H200ZM203 229V228H202ZM243 229V228H242ZM247 229V228H246ZM196 230V229H195ZM229 232L231 233V227L229 228ZM233 230V229H232ZM254 230V229H253ZM259 230V229H258ZM123 231H125V230H123ZM138 231V230H137ZM159 231V230H158ZM166 231H168V230H166ZM201 231V230H200ZM244 231V230H243ZM257 231V230H256ZM261 231V230H260ZM39 232V231H38ZM51 232V231H50ZM151 232V231H150ZM189 232V231H188ZM222 232V231H221ZM228 232V233H229ZM241 232V231H240ZM27 233H29V232H27ZM40 233H42V232H40ZM103 233V232H102ZM98 234L99 236H100V240L103 238V235L104 234ZM121 233H123V232H121ZM167 232H165V234H166ZM195 233V232H194ZM205 233V232H204ZM203 233V234H204ZM208 233V232H207ZM238 233V232H237ZM242 233V232H241ZM249 233V232H248ZM2 234V233H1ZM9 234V233H8ZM222 234V233H221ZM11 235V234H10ZM110 235V234H109ZM172 235V234H171ZM188 235H189V233H188ZM213 235V234H212ZM228 235V234H227ZM192 236V235H191ZM229 236V235H228ZM228 236H226L227 238H228ZM234 236V235H233ZM238 236V235H237ZM262 236V235H261ZM2 237V236H1ZM95 237V236H94ZM189 237V236H188ZM230 237V236H229ZM2 238H4V237H2ZM2 238H0V261H5V263L4 264H17V261L19 260H21V262H22V259L20 258L21 256H19L18 254V256L16 255V253L14 254V253H12L13 252V250H14V246H13V244L12 243H10V244H12V245H9L8 243H7V240H5L6 238H4V239H2ZM112 238V237H111ZM171 238V237H170ZM233 238V237H232ZM236 238V237H235ZM243 238V237H242ZM257 238V237H256ZM258 238H260V237H258ZM29 239V238H28ZM104 239V238H103ZM102 239V240H103ZM184 239V238H183ZM186 239V238H185ZM203 239V238H202ZM226 239V238H225ZM231 239V238H230ZM246 239H248V238H246ZM9 240V239H8ZM62 240V239H61ZM67 240V239H66ZM87 240V239H86ZM93 240H94V238H93ZM153 240V239H152ZM170 240V239H169ZM179 240V239H178ZM181 240V239H180ZM232 240V239H231ZM237 240V239H236ZM251 240V239H250ZM258 240V239H257ZM29 241V240H28ZM90 241H92V240H90ZM123 241V240H122ZM158 241V240H157ZM167 241V240H166ZM177 241V240H176ZM187 241V240H186ZM189 241V240H188ZM191 241V240H190ZM196 241V240H195ZM241 241V240H240ZM244 241H246V240H244ZM243 241V242H244ZM261 241V240H260ZM11 242V241H10ZM30 242V241H29ZM89 242V241H88ZM149 242V241H148ZM169 242V241H168ZM257 242V241H256ZM264 242V241H263ZM262 242V243H263ZM22 243V242H21ZM21 243H19V244H21ZM55 244H56V242H54ZM61 243V242H60ZM70 243H72V242H70ZM177 243V242H176ZM175 243V244H176ZM179 243V242H178ZM183 243V242H182ZM221 243V242H220ZM241 243V242H240ZM24 244H26V243H24ZM23 244V245H24ZM98 244V243H97ZM205 244V243H204ZM207 244H209V243H207ZM246 244V243H245ZM22 245V244H21ZM60 245V244H59ZM62 245H64V244H62ZM87 245V244H86ZM178 245V244H177ZM191 245V244H190ZM189 245V246H190ZM201 245H203V244H201ZM206 245V244H205ZM223 245V244H222ZM254 245V244H253ZM28 246V245H27ZM53 246V245H52ZM57 246V245H56ZM147 246V245H146ZM166 246V245H165ZM173 246V245H172ZM192 246V245H191ZM216 246V245H215ZM224 246V245H223ZM239 246V245H238ZM255 246V245H254ZM19 247V246H18ZM62 247V246H61ZM66 247H68V246H66ZM118 247V246H117ZM195 247V246H194ZM208 247V246H207ZM218 247V246H217ZM226 247V246H225ZM153 248V247H152ZM155 248V247H154ZM188 248V247H187ZM205 248V247H204ZM209 248V247H208ZM233 248V247H232ZM235 248V247H234ZM247 248V247H246ZM252 248V247H251ZM16 249V248H15ZM32 249V248H31ZM30 249V250H31ZM54 249V248H53ZM67 249V248H66ZM151 249V248H150ZM150 249H149V251H150ZM193 249V248H192ZM195 249V248H194ZM222 249H223V247H222ZM231 249V248H230ZM229 249V250H230ZM250 249V248H249ZM253 249V248H252ZM263 249V248H262ZM21 250H24V248L23 249H21ZM35 250V249H34ZM39 250V249H38ZM38 250H36V251H38ZM41 250V249H40ZM44 250V249H43ZM63 250V249H62ZM122 250V249H121ZM154 250V249H153ZM179 250V249H178ZM224 250V249H223ZM259 250V249H258ZM11 251V252H10ZM25 251V250H24ZM28 251V250H27ZM33 251V250H32ZM66 251V250H65ZM91 251V250H90ZM135 251H136V249H135ZM141 251V250H140ZM155 251V250H154ZM160 251V250H159ZM180 251V250H179ZM209 251H211V250H209ZM208 251V252H209ZM214 251H216V249H214ZM247 251V250H246ZM254 251V250H253ZM255 251H256V249H255ZM29 252V251H28ZM27 252V253H28ZM31 252V251H30ZM29 252V255L27 256V258L26 259H24L23 260V262H24V264H26V262L28 263V261L29 260H31L30 262V264H34L35 263V261L36 260H43V259H45L46 258V256L48 257V255L45 253V252H43V253H41V254H43L42 256L41 255H37V254H34V253H30ZM60 252V251H59ZM64 252V251H63ZM157 252V251H156ZM178 252V251H177ZM203 252V251H202ZM212 252H213V249H212ZM211 252V253H212ZM217 252V251H216ZM216 252H213L212 253V256L213 257H215L214 256V254L216 253ZM245 252V251H244ZM249 252V251H248ZM45 253V254H44ZM147 253V252H146ZM172 253V252H171ZM203 253H206V250H204V252ZM234 253V252H233ZM255 253V252H254ZM9 254V258H8V255ZM26 254V253H25ZM40 254V253H39ZM133 254V253H132ZM232 254V253H231ZM261 254V253H260ZM264 254V253H263ZM134 255V254H133ZM166 255V254H165ZM175 255V254H174ZM225 255V254H224ZM230 255V254H229ZM233 255V254H232ZM7 256V257H6ZM176 256V255H175ZM217 256V258L219 257L218 256V254L216 255ZM228 256V255H227ZM234 256V255H233ZM114 257V256H113ZM118 257V256H117ZM147 257V256H146ZM43 258V259H42ZM129 258V257H128ZM149 258V257H148ZM193 258V257H192ZM206 258V257H205ZM204 258V259H205ZM225 258V257H224ZM34 259H36V260H34ZM47 259V258H46ZM110 259V258H109ZM130 259V258H129ZM207 259V258H206ZM253 259H254V257H253ZM32 260L34 261L33 263H32ZM142 260V259H141ZM150 260V259H149ZM151 260H152V258H151ZM182 260V259H181ZM189 260H190V258H189ZM192 260V259H191ZM215 260H216V258H215ZM221 260V259H220ZM264 260V259H263ZM38 261V262H39ZM44 261V260H43ZM148 261V260H147ZM168 261V260H167ZM206 261V260H205ZM228 261V260H227ZM187 262H188V260H187ZM214 262V261H213ZM212 262V263H213ZM3 263V262H2ZM20 263V262H19ZM18 263V264H19ZM47 263V262H46ZM108 263H111V262H108ZM148 263H149V261H148ZM161 263V262H160ZM215 263H218V262H215ZM23 264V263H22ZM49 264V263H48Z\"/></svg>",
    "mask_w": 264,
    "mask_h": 264
},
{
    "label": "water",
    "instance_id": "obj_3",
    "mask_svg": "<svg viewBox=\"0 0 264 264\" xmlns=\"http://www.w3.org/2000/svg\"><path fill=\"white\" fill-rule=\"evenodd\" d=\"M93 4V14L100 17L108 39L117 45L112 48L105 42L86 44L93 54H113L129 49L132 46L140 48L139 60L145 68H148L157 84L165 80V74L170 65L169 55L156 43L138 33L129 23L117 0H90Z\"/></svg>",
    "mask_w": 264,
    "mask_h": 264
},
{
    "label": "built area",
    "instance_id": "obj_4",
    "mask_svg": "<svg viewBox=\"0 0 264 264\" xmlns=\"http://www.w3.org/2000/svg\"><path fill=\"white\" fill-rule=\"evenodd\" d=\"M122 85V80L118 75H112L110 72H99L88 82L84 96H89L97 92H108L111 88Z\"/></svg>",
    "mask_w": 264,
    "mask_h": 264
}]
</instances>
